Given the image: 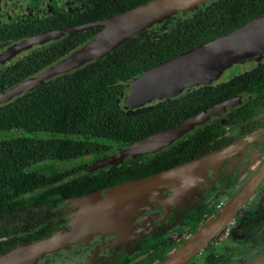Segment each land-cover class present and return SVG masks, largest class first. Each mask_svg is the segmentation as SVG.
I'll return each mask as SVG.
<instances>
[{
	"label": "flooded vegetation",
	"instance_id": "1",
	"mask_svg": "<svg viewBox=\"0 0 264 264\" xmlns=\"http://www.w3.org/2000/svg\"><path fill=\"white\" fill-rule=\"evenodd\" d=\"M115 1L0 0V50L35 33L122 12L109 13ZM102 27H94L95 32ZM64 46L54 43L0 63V90L39 69L47 53L54 54ZM241 67V63L231 67L226 81L202 87L215 89L246 78L229 89L224 99L248 91V100L203 126L216 129L213 139L204 146L205 153L237 143L234 155L216 169H207L202 184L181 203L167 209L154 203L138 213L134 229L120 239L113 233H100L33 260L25 253L9 258L24 245L70 227L69 220L77 209L74 200L78 197L142 177L137 176L139 168L150 155L96 167L128 144L107 136L85 139L69 132L1 130L0 153L6 150L11 156L7 163L13 165L0 166V264H157L185 245L238 189L264 169V62L246 72ZM252 80L258 81L252 84ZM164 103L169 105L171 101ZM31 145L36 148L31 150ZM262 188L264 173L233 217L221 223L208 242L184 264H264V196L257 197Z\"/></svg>",
	"mask_w": 264,
	"mask_h": 264
},
{
	"label": "water",
	"instance_id": "2",
	"mask_svg": "<svg viewBox=\"0 0 264 264\" xmlns=\"http://www.w3.org/2000/svg\"><path fill=\"white\" fill-rule=\"evenodd\" d=\"M214 1L147 0L107 17L35 33L13 42L0 50V63L5 64L26 56L32 49L49 46L69 34L103 26L44 67L1 91L0 106L49 80L103 59L145 30L171 20L174 16L191 14ZM263 62L264 13L121 81L124 91L117 101L118 109L132 113L170 102L202 87L226 81L229 77L227 70L236 64L241 63V71L246 72ZM249 97L250 93L244 91L214 103L130 143L105 157L96 167L129 161L138 155H156L170 149L196 129L218 119L232 107L243 104ZM236 150L237 143L229 144L158 172L84 194L74 200L77 209L69 220L70 227L24 245L9 255V258L25 253L33 260L46 252L100 233H113L117 239L126 237L134 229L133 221L138 213L153 207L154 203L166 209L181 203L188 193L202 184L207 169H216L221 162L233 156ZM263 173L264 169L238 189L227 200L225 207L198 230L193 238L157 264H184L197 253L221 223L233 217L254 191Z\"/></svg>",
	"mask_w": 264,
	"mask_h": 264
},
{
	"label": "trees",
	"instance_id": "3",
	"mask_svg": "<svg viewBox=\"0 0 264 264\" xmlns=\"http://www.w3.org/2000/svg\"><path fill=\"white\" fill-rule=\"evenodd\" d=\"M145 1L116 0L111 3L109 13L124 11ZM263 13L264 0H216L191 14L174 16L132 37L103 59L49 80L43 86L2 104L0 131L15 128L30 133L69 132L83 135L85 139L107 136L129 145L151 131L176 123L224 99L229 89L239 86L246 78L215 89L200 88L171 100L169 105L163 102L159 107L138 114L118 109L117 101L124 91L121 81ZM95 31L92 28L75 32L55 42L65 46L55 50L54 54L47 53L40 68ZM258 80H252V84ZM215 132V128L201 127L174 147L150 155L141 164L137 176L143 177L204 154V146L213 139ZM35 148L30 147L31 150ZM9 157L6 150L0 153L1 167L13 165L7 163Z\"/></svg>",
	"mask_w": 264,
	"mask_h": 264
},
{
	"label": "rangeland",
	"instance_id": "4",
	"mask_svg": "<svg viewBox=\"0 0 264 264\" xmlns=\"http://www.w3.org/2000/svg\"><path fill=\"white\" fill-rule=\"evenodd\" d=\"M231 70L232 69H229V70H227V74H230V72H231ZM231 193V191L228 193V195ZM226 195H227V190H226V193H225ZM264 196V188H262V189H260L258 192H257V197L259 198V197H263Z\"/></svg>",
	"mask_w": 264,
	"mask_h": 264
}]
</instances>
